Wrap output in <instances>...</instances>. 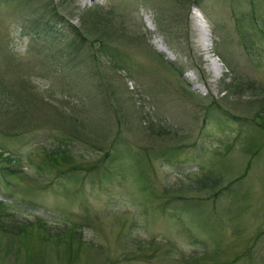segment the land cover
<instances>
[{
  "label": "rangeland",
  "instance_id": "obj_1",
  "mask_svg": "<svg viewBox=\"0 0 264 264\" xmlns=\"http://www.w3.org/2000/svg\"><path fill=\"white\" fill-rule=\"evenodd\" d=\"M262 3V0H31L22 8L17 7L20 14L15 18L0 21L3 22L0 24V43L12 46L18 53L22 54L33 43L46 56L58 54L66 60L74 49L77 52L82 49L81 54L89 55L82 66L68 69L67 76L72 81L71 86L89 95L96 101L97 108L101 104L104 113L107 105L111 103L114 108L116 101L107 97L109 90L103 87L102 82H111L114 93H117V79L133 102L138 101L139 96L153 104L155 98L154 103L160 104L168 116L174 111L179 118L172 115V124L178 121L191 133V138L185 142L194 141L196 133H200L195 143L197 146L176 152L170 164L163 165L157 153L152 154L154 184L172 183L173 178L181 176L186 169H192L198 163H215L220 157L227 158L223 164L226 180L235 178L247 162L251 165L249 180L243 184L248 187L246 193L249 196L247 200L251 201V210L243 213L241 219L238 215L240 208L237 207V204L245 205L244 199L239 197L240 193L244 194L239 189L241 182L229 193L221 195L224 199L219 198L216 207L212 201L197 208L191 206V201L177 200L163 211L140 210L136 183L131 181V174L126 176L119 170L128 164L122 149L111 158L112 164L102 163L97 171L86 173L81 170L57 177L50 167L39 164L38 174L36 165L25 167L29 158L39 163V154L35 157L31 152L38 146L34 134L15 135L9 139L1 136L0 140L9 152L19 157L17 165L27 173L12 187L17 193L14 204L27 213L31 210L28 207L34 205L41 211L39 215L48 219L49 225L46 224L49 227L53 226L54 220L60 219V225L76 231L68 236L71 229L57 228L59 232H55L61 235L58 239L55 234L44 237L43 232L38 233L34 229L18 234L9 227L0 228V264H264V145L255 159H250L251 156L243 151V143H235L226 154L219 145L221 141L233 139L240 127L247 138H264L251 121L258 112L264 113L261 108L264 94L253 96L246 91L241 96L235 94L221 100V90L232 83V74L228 73L219 55L222 56L225 50L226 56L236 63L233 70L236 72L235 80L241 83L255 81L254 84L264 87V26L258 19L256 27L260 29L249 30L247 38L252 52H255L248 60L238 45L232 16L233 10L250 12L252 4L260 11ZM95 5L100 7L96 12L98 18L104 17L107 10L117 14L118 18L113 20L118 25L124 24V38L128 34L137 35L140 30L146 36L144 44L155 54L163 55L164 60L175 63L180 69L183 67L179 81L181 85L182 82L185 84L186 89L178 90L175 85L178 74L157 64L149 50L141 51L139 45L123 41L124 38L111 42L118 46L114 49L115 54L98 53L96 62L94 57H90L87 43L79 49L72 29L79 26L83 9ZM10 7L16 11L11 2L0 0V16H4ZM23 20L28 23L24 24ZM41 20L48 21L53 28L47 30L49 36L42 32L34 42L31 27H37L35 24ZM205 42L209 43L206 48ZM36 81L42 87L49 85L46 80ZM209 100H215L232 117L228 114L226 118L201 123V111ZM82 101V105L87 103ZM100 112L102 110L98 109V113L91 115L93 125ZM105 116L108 118L107 114ZM122 133L121 136L129 140L126 133ZM48 134L50 131H45L46 137L39 138L46 145L54 141L57 132ZM91 134L89 144L79 140L69 145L78 163L91 164V161L101 160L104 154L107 146H98L93 132ZM129 138H134V135ZM162 142L170 143L155 139L153 144L150 141L146 144L157 149ZM129 144L138 145L131 140ZM133 175V180H143L137 172ZM34 179L37 180L34 182ZM2 184L0 181V186ZM4 193L0 188V197ZM157 210L165 213L160 215ZM25 217L32 219L28 215ZM254 223L263 226L258 227ZM234 257L235 262L232 263Z\"/></svg>",
  "mask_w": 264,
  "mask_h": 264
},
{
  "label": "trees",
  "instance_id": "obj_2",
  "mask_svg": "<svg viewBox=\"0 0 264 264\" xmlns=\"http://www.w3.org/2000/svg\"><path fill=\"white\" fill-rule=\"evenodd\" d=\"M3 1L6 3L11 2L16 7V11L10 7L4 16H0V21L7 22L10 17L15 18L17 14H20L18 8H22L25 3L31 0ZM262 1L260 11L252 4L250 12L245 10L241 11V13L234 10L232 12L234 18L233 28L237 33L238 45L248 60H250V57L255 52H252L251 43L247 38L249 30H256L258 19L260 20V24L264 26V0ZM99 9L100 7L97 5L83 9L80 14L81 20L79 26H74L72 29L73 37H77L78 40L77 47H81L87 43L90 57H94L95 62L97 61L96 54L98 53L105 55L115 54L114 49H117L118 46H114L111 42L123 39L125 35L123 32L124 24L119 23L120 25H118L113 20L115 17L118 18L117 14L107 10L104 17L98 18L96 12ZM187 15L184 16L185 20ZM23 21L24 24L28 23L27 20ZM3 22H0V24ZM37 23L35 24L37 27H34V25L31 27L34 30L32 33L34 42H36V38L42 36V32L49 36L50 34L47 30L53 28L45 20ZM214 24V21H212V25L215 28ZM145 38V34L138 30L137 35L128 34L123 41H129L130 44L136 46L139 45L138 48L141 51L149 50L154 58L153 60L157 64L162 65L168 71H172L175 75L178 74V80L177 78L175 79V85L178 90L182 88V90L186 89L185 84L182 82L181 85L179 81V73L183 71V67L180 69V67L175 66V63L164 60L163 55L155 54L152 49L147 47L146 43L144 44ZM215 40L218 41L217 39ZM25 50L21 54L16 52L12 46H5L0 43V137H8L9 139L15 137V135L34 134V141L38 146L32 149L31 152L35 157L36 154H39V163L36 164L32 161V158H29L31 162H25V167L36 165L37 174L40 165L50 167L56 172L55 175L57 177L61 174L80 172L81 170L88 173L97 171L102 163L106 165L112 164L111 158L114 155L117 156L121 152L119 149H122L126 153L125 156L128 164L121 166L119 170L121 173H126V176L131 174V181L136 183L135 189H137L136 192L140 195L138 199V203L141 205L139 207L140 210L149 208L155 211L156 209H162L163 211L168 204L171 205L177 202V200L183 202L191 201V206L197 208L203 207L204 204L212 201L215 203L214 207H216L219 204L216 201L219 198L224 199L221 195L229 193L240 182L242 188L239 186V189L244 194L240 193L239 197L244 199L245 205L242 204L240 206L237 204V207L240 208V212L238 213L239 219L244 216L243 213L251 210V201L247 200L249 196L246 193L248 187L243 186L244 183H247L251 174L250 162L244 165L243 170L235 178H230L229 180H226V169L223 166L227 158L220 157L215 163H211L210 161L206 165L198 163L193 167L195 168L194 170L193 168L186 169L181 176L177 175L176 178L174 177V182L172 183L167 181L166 184L156 185L153 181L155 170L151 166L152 154L157 153L158 159L162 160L163 165L170 164L175 159L176 152L184 151L188 147L194 148L197 146L195 143L200 138V133H196L195 136L197 137L194 141L185 142V140L191 138V133L187 128L182 127L184 124L178 121L176 123L181 126L176 123L172 124L173 116L176 119L179 118L174 111L172 113L173 116H168L165 113L166 110L160 104L154 103V100H157L155 98L153 104H148L144 98L141 97L140 99L139 96L138 101L133 102L131 97L126 94L124 87L123 89L120 87L117 79L115 80L116 87L118 88L117 93H114L115 90L112 88L111 82H102L103 87L109 90L107 97L116 101L114 108L109 103L107 111L104 113L101 104L97 108L96 101L91 100L89 95L86 96L82 90L74 89L71 86L72 81L67 76V73H69L68 69L75 68L77 65L82 66L86 63L85 60L89 58V55L84 56L81 54L82 49L78 50V52L74 49L75 53L72 52L73 54L71 53L70 58L66 60L58 54L42 55V52L39 51L41 49L37 48L33 43L29 44ZM219 55L226 65L225 68L228 73L232 74V77H230L232 83L226 85L221 90V93H223L221 100L230 95L237 94L241 96L246 91L251 92L253 96H256L257 93L260 95L264 94V87L257 86V84H254L255 81L241 83L235 80L236 72L233 70L236 63L228 55L226 56L225 50L222 56L221 54ZM129 76L133 78L131 74ZM36 79L41 80V82L46 80L49 82V85L42 87L41 83H38ZM137 94L139 95V93ZM119 95L120 97L117 98ZM80 100L87 101V103L82 105L83 101L81 102ZM88 104H91L90 107L86 106ZM261 108L262 112H264V105ZM98 109L102 110L100 112L101 117L99 114L98 118H96V124L93 125L91 115L98 113ZM105 114L108 115V118H106ZM228 114L229 112L226 109L224 110L215 100H209L207 105L204 106V110L201 111L200 122L205 123L207 120H220L221 118H226ZM112 117L115 119L114 121ZM230 117L232 116L230 115ZM98 119L100 120L99 123ZM251 121L256 125L259 134L262 133L264 135V113L258 112ZM91 125H93V128H91ZM240 130L241 127L237 129V135L233 139L221 141L219 145L222 146L226 154L234 148L235 143H243V151L251 156L250 159H255L260 148L264 145V138L262 140L260 138L258 140L247 138ZM45 131H50V134L53 131L57 132V134H54V141L51 144L46 145L39 139L46 137ZM123 131L131 142H137L138 145L129 144V140H125L121 136V134H124L122 133ZM92 132L95 141L99 142H97L98 146H107L104 148V154L101 160H97L96 162L91 161V164L78 163L74 160L69 145H74V141L79 140L89 144ZM42 135L44 136L41 137ZM132 135H134V138H129ZM155 139L166 140L170 143L163 144L162 142L160 148L157 149L150 144H146L147 141L153 144ZM116 146L119 147L115 149L114 147ZM18 160L20 159L17 154L10 153L9 149L0 140V181L3 183L0 188L5 192V195L2 196L3 198L0 197V228L9 227L12 230H16L18 234L34 229L38 233L43 232L42 235L44 237L55 234L56 238H58L60 234L55 232V230L59 232L57 228H61V230L62 228L68 230L71 228L65 227L64 224L60 225L62 222L60 219L54 220L53 226L49 227L47 226L48 219L42 214L39 215L41 211L35 208L34 205L28 207L31 210L27 213V210L14 204L13 200H17L15 197L17 193L12 187L16 186L18 179H22L21 176L27 175L24 168L17 165ZM2 163H5V165L3 166ZM134 172L143 177V180L140 182L135 179L133 180ZM36 180L34 179V182ZM25 205L26 203L22 204V206ZM162 211L157 210L160 215L165 213ZM25 215L31 216L32 219L26 218ZM243 219L242 222H244ZM255 225L258 227L263 226L259 224ZM75 231V228L71 229L68 236ZM24 243L27 242L24 241ZM191 257L192 255L187 260L189 261ZM184 259L186 260V258ZM234 260L235 257L232 259V263Z\"/></svg>",
  "mask_w": 264,
  "mask_h": 264
},
{
  "label": "bare ground",
  "instance_id": "obj_3",
  "mask_svg": "<svg viewBox=\"0 0 264 264\" xmlns=\"http://www.w3.org/2000/svg\"><path fill=\"white\" fill-rule=\"evenodd\" d=\"M202 39V38H201ZM207 39H205V41H206ZM209 45V43L208 42H205V44H204V48H206V46H208ZM162 51H164L163 49H162V47L160 48Z\"/></svg>",
  "mask_w": 264,
  "mask_h": 264
}]
</instances>
